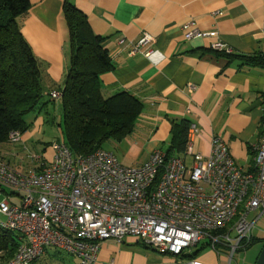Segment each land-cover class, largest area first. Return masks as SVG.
<instances>
[{
    "label": "crops",
    "instance_id": "1",
    "mask_svg": "<svg viewBox=\"0 0 264 264\" xmlns=\"http://www.w3.org/2000/svg\"><path fill=\"white\" fill-rule=\"evenodd\" d=\"M68 1L87 16L94 35L105 38L114 65L100 76L106 95L124 91L143 104L133 132L115 143L127 142L134 155L143 152L147 158L143 165L156 150L166 155L173 123L185 120L198 130L192 140L195 153L207 157L212 139L218 137L236 165L244 170L250 167V148L259 140L264 116V66L249 65L235 57L264 60V0ZM29 2L21 30L40 63L48 94L63 87L70 63L61 14L64 0ZM188 22H194L209 37L186 40L182 27ZM143 33L155 38V44L131 55ZM216 41L229 46L233 57L213 52L210 45ZM148 51L152 53L146 57ZM34 131L20 135L19 143L31 139ZM132 135L136 139L129 142ZM135 141H142L140 149ZM49 150V157L41 158H51ZM4 156V151L0 152V157ZM171 157L185 158V153ZM192 252L174 257L150 250L135 238L120 243L110 239L99 244L96 264H187ZM194 254L202 264H227L210 249ZM53 255L45 250L32 264H50Z\"/></svg>",
    "mask_w": 264,
    "mask_h": 264
},
{
    "label": "built area",
    "instance_id": "2",
    "mask_svg": "<svg viewBox=\"0 0 264 264\" xmlns=\"http://www.w3.org/2000/svg\"><path fill=\"white\" fill-rule=\"evenodd\" d=\"M182 29L186 40L210 35L194 22ZM262 36L264 42V22ZM155 42L143 33L129 53L138 54ZM210 49L233 53L220 41ZM49 96L59 101L61 93ZM260 128L245 170L218 137L212 139L207 157L195 153L194 125L188 129L185 158H169L156 150L139 167H124L103 149L73 157L58 141L50 145V161H43L37 171L19 173L0 162V187L11 189L18 199L17 204L0 201V217L5 218L0 227L19 240L5 264H32L50 247L73 256L78 264H96L101 242L120 243L128 237L174 257L207 242L208 249L230 264L234 253L244 251L251 241L255 221L249 223L248 215L264 213V121ZM18 141L20 134L10 133L9 142ZM187 264L202 263L190 259Z\"/></svg>",
    "mask_w": 264,
    "mask_h": 264
},
{
    "label": "trees",
    "instance_id": "3",
    "mask_svg": "<svg viewBox=\"0 0 264 264\" xmlns=\"http://www.w3.org/2000/svg\"><path fill=\"white\" fill-rule=\"evenodd\" d=\"M30 6L29 0H0V145L9 143L12 132H30L32 124L25 121L29 114L56 106L62 112L63 137L58 142L65 144L73 157L102 149L108 141L121 142L133 132L143 104L128 92L111 96L104 92L100 76L114 68L105 38L95 36L87 16L64 0L61 14L68 33L70 63L63 87L54 90L61 93L60 100L55 101L45 93L40 63L22 34L21 20ZM236 58L249 65L264 66V60L258 58ZM263 121L264 116L261 124ZM188 129L185 120L173 123L166 157L185 153ZM18 247V235L0 227L3 264L13 258ZM206 248L207 242L199 252ZM195 256L192 253L187 257Z\"/></svg>",
    "mask_w": 264,
    "mask_h": 264
},
{
    "label": "rangeland",
    "instance_id": "4",
    "mask_svg": "<svg viewBox=\"0 0 264 264\" xmlns=\"http://www.w3.org/2000/svg\"><path fill=\"white\" fill-rule=\"evenodd\" d=\"M25 121L26 123L32 124L30 131L35 129L31 139L24 143H19L20 141H18L12 144L9 142L0 145V152L4 151L5 153V158L0 157V162H9V166L21 173L37 171L40 169V164L43 161L48 163L51 158H41V156L44 155L45 157H49L51 154L49 150L50 145L53 142L60 141L63 137L62 112L57 106L55 109H48V111H42L39 114H29ZM37 122H39V124ZM134 138L136 139V137L132 135L129 137L128 141L132 142ZM134 143L139 149L141 148L142 141H135ZM129 147L127 142L117 144L113 141H108L103 144L102 149L111 152L121 165L125 167H138L147 158H143V152L141 151H139L137 155L131 152L129 153ZM187 163L190 164L189 159H187ZM2 189L5 191L4 194L2 193ZM2 199H8L10 203H18V199L14 197V192L9 188L0 187V201ZM260 214L261 211H255L248 215L247 221L249 223L255 221L250 232L251 244L246 250L234 253L230 264H255L264 245V213ZM0 221L4 222L5 218L0 217ZM205 243L206 242L200 243L192 253L199 251ZM204 250L205 249L202 251ZM46 251L54 254V257H52L53 259H51L52 261L49 262L50 264H78L76 258L56 248H46ZM202 251H200V254ZM222 259L225 263H228L225 256L222 255Z\"/></svg>",
    "mask_w": 264,
    "mask_h": 264
},
{
    "label": "water",
    "instance_id": "5",
    "mask_svg": "<svg viewBox=\"0 0 264 264\" xmlns=\"http://www.w3.org/2000/svg\"><path fill=\"white\" fill-rule=\"evenodd\" d=\"M255 264H264V245H263V248H262L258 258L256 259Z\"/></svg>",
    "mask_w": 264,
    "mask_h": 264
}]
</instances>
